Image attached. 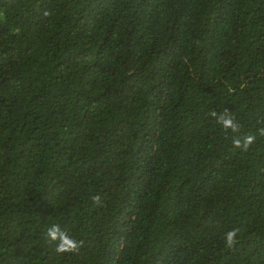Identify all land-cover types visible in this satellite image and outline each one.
Returning a JSON list of instances; mask_svg holds the SVG:
<instances>
[{"label": "trees", "instance_id": "trees-1", "mask_svg": "<svg viewBox=\"0 0 264 264\" xmlns=\"http://www.w3.org/2000/svg\"><path fill=\"white\" fill-rule=\"evenodd\" d=\"M0 264H264V0H0Z\"/></svg>", "mask_w": 264, "mask_h": 264}, {"label": "clouds", "instance_id": "clouds-1", "mask_svg": "<svg viewBox=\"0 0 264 264\" xmlns=\"http://www.w3.org/2000/svg\"><path fill=\"white\" fill-rule=\"evenodd\" d=\"M45 15H47V13H45ZM212 115L216 116V113L213 112ZM218 122L221 123L225 129L231 128L234 132L238 131L237 125L234 124L233 120L229 117L221 115ZM252 142V136L245 137L243 147L247 148ZM233 143L236 147H241V141L239 139H235ZM93 199L97 203L100 201L99 196H96ZM238 232L239 229H233L227 233L226 243L229 248L234 246ZM47 236L51 241L56 242L55 251L59 254L73 253L79 250L81 242H77L74 238L70 237L66 231L60 228L59 225H53L50 227L47 231Z\"/></svg>", "mask_w": 264, "mask_h": 264}]
</instances>
